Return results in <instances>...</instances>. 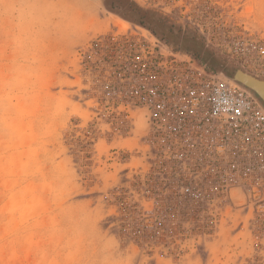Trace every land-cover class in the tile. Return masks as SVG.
I'll list each match as a JSON object with an SVG mask.
<instances>
[{"label":"rangeland","instance_id":"rangeland-1","mask_svg":"<svg viewBox=\"0 0 264 264\" xmlns=\"http://www.w3.org/2000/svg\"><path fill=\"white\" fill-rule=\"evenodd\" d=\"M167 28L264 79L232 58L264 39V0H0V264H264V206L176 199L149 112L125 107L138 66L195 59Z\"/></svg>","mask_w":264,"mask_h":264},{"label":"built area","instance_id":"built-area-1","mask_svg":"<svg viewBox=\"0 0 264 264\" xmlns=\"http://www.w3.org/2000/svg\"><path fill=\"white\" fill-rule=\"evenodd\" d=\"M232 56L242 68L264 73V39L244 38ZM125 78V107L149 112L163 160L156 173L177 185L176 199L202 207L264 206V110L251 94L177 55ZM157 190L165 194L162 184ZM234 191L242 194L237 201Z\"/></svg>","mask_w":264,"mask_h":264},{"label":"water","instance_id":"water-1","mask_svg":"<svg viewBox=\"0 0 264 264\" xmlns=\"http://www.w3.org/2000/svg\"><path fill=\"white\" fill-rule=\"evenodd\" d=\"M166 39L180 51L194 57L208 71L238 85L249 92L264 107V79L243 69L234 67L217 57L197 36L180 33L177 29L167 28Z\"/></svg>","mask_w":264,"mask_h":264},{"label":"trees","instance_id":"trees-1","mask_svg":"<svg viewBox=\"0 0 264 264\" xmlns=\"http://www.w3.org/2000/svg\"><path fill=\"white\" fill-rule=\"evenodd\" d=\"M117 199V198H116ZM165 199H167L168 200V202H165V200H161L159 203H160V208H161V210L159 209V210H157V214L158 215H160V214H162V215H164V216H174L175 218L177 217V215H178V212H177V210H176V208H177V203H172L173 201H174V199L173 198H171V197H167V198H165ZM118 200V199H117ZM161 204H165V205H161ZM188 206H195V205H191V204H189V203H186ZM133 207V206H132ZM199 207H202V206H199ZM195 213H196V216L194 217V219L195 220H202V218L200 217V216H198V214L199 215H201L200 213L201 212H199V211H197V210H195ZM132 214L135 216V218H134V221H135V223L137 224V226H136V237H137V239H136V244H138V247L140 248V247H142V246H140V242H141V235H142V232H141V227H140V224H141V220H142V213L141 212H138V211H133L132 212ZM186 215L185 214H183V217H185ZM170 218V221H173V219L175 220V218ZM167 219V218H166ZM187 219V218H186ZM204 219V218H203ZM207 220H209V218H206ZM152 220V219H151ZM163 220V219H162ZM125 229H127V227L126 226H122V230H124L125 231ZM144 229H145V227H144ZM171 229L172 230H174L175 228H173V227H171ZM177 229V228H176ZM179 229L181 230L182 228L181 227H179ZM124 233V232H123ZM125 235H126V233H125ZM172 238H175L176 237V234L174 233V232H172Z\"/></svg>","mask_w":264,"mask_h":264},{"label":"bare ground","instance_id":"bare-ground-1","mask_svg":"<svg viewBox=\"0 0 264 264\" xmlns=\"http://www.w3.org/2000/svg\"><path fill=\"white\" fill-rule=\"evenodd\" d=\"M229 81V80H228ZM232 83V82H231ZM234 84V83H233ZM236 85V84H235ZM238 86V85H236ZM239 87V86H238ZM241 88V87H240ZM242 89V88H241ZM244 90V89H243ZM246 91V90H245ZM249 93V92H248ZM250 94V93H249ZM255 100L258 102V104L262 107V109L264 110V107L259 103V101L255 98Z\"/></svg>","mask_w":264,"mask_h":264}]
</instances>
